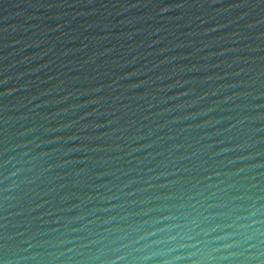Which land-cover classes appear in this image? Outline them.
Here are the masks:
<instances>
[{"label":"water","instance_id":"water-1","mask_svg":"<svg viewBox=\"0 0 264 264\" xmlns=\"http://www.w3.org/2000/svg\"><path fill=\"white\" fill-rule=\"evenodd\" d=\"M0 264H264V0H0Z\"/></svg>","mask_w":264,"mask_h":264}]
</instances>
